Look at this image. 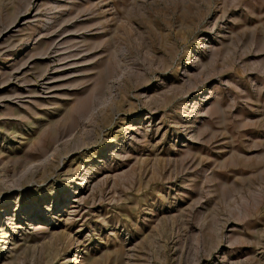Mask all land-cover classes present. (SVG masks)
Wrapping results in <instances>:
<instances>
[{
  "label": "rangeland",
  "instance_id": "1",
  "mask_svg": "<svg viewBox=\"0 0 264 264\" xmlns=\"http://www.w3.org/2000/svg\"><path fill=\"white\" fill-rule=\"evenodd\" d=\"M0 264H264V0H0Z\"/></svg>",
  "mask_w": 264,
  "mask_h": 264
},
{
  "label": "bare ground",
  "instance_id": "2",
  "mask_svg": "<svg viewBox=\"0 0 264 264\" xmlns=\"http://www.w3.org/2000/svg\"><path fill=\"white\" fill-rule=\"evenodd\" d=\"M64 69V68H63ZM45 84H47L46 86V88L47 89H49V88H51V86H52V83L50 82V81H48L47 83H45ZM46 90V89H45ZM75 201H77V200H75ZM69 261V260H68Z\"/></svg>",
  "mask_w": 264,
  "mask_h": 264
}]
</instances>
